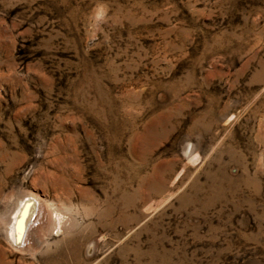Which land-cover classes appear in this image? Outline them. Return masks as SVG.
I'll return each instance as SVG.
<instances>
[{
    "label": "rangeland",
    "instance_id": "374dc122",
    "mask_svg": "<svg viewBox=\"0 0 264 264\" xmlns=\"http://www.w3.org/2000/svg\"><path fill=\"white\" fill-rule=\"evenodd\" d=\"M0 264H264V0H0Z\"/></svg>",
    "mask_w": 264,
    "mask_h": 264
},
{
    "label": "bare ground",
    "instance_id": "6f19581e",
    "mask_svg": "<svg viewBox=\"0 0 264 264\" xmlns=\"http://www.w3.org/2000/svg\"><path fill=\"white\" fill-rule=\"evenodd\" d=\"M51 206L39 194L28 192L11 219L9 240L24 251H34L52 225L61 232L65 219Z\"/></svg>",
    "mask_w": 264,
    "mask_h": 264
}]
</instances>
